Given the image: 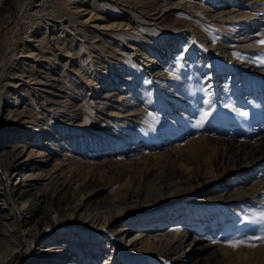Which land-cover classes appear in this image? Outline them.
<instances>
[{
  "label": "rangeland",
  "instance_id": "rangeland-1",
  "mask_svg": "<svg viewBox=\"0 0 264 264\" xmlns=\"http://www.w3.org/2000/svg\"><path fill=\"white\" fill-rule=\"evenodd\" d=\"M40 1L4 0L0 8V77L13 68L25 40L26 23L20 19L22 10L26 6L33 8ZM153 1L158 4V9L166 11L159 12V16L165 13L168 20L188 23L190 32L200 31L192 37L186 52H181L183 60L168 62L165 57L161 59L163 64H156L159 70L147 66L133 72L136 78L126 72L110 78L104 86L97 84V75H92L89 78L91 92H83V99H77L76 107L68 109L67 113L62 109L64 99L53 93L54 89L48 85L50 81L40 89L42 94L36 93L33 89L40 87H28L27 80L16 74L9 88L17 91L11 98L17 97L18 102L4 101L0 93V159L13 151L15 144L24 148L17 161L16 173H5L0 165V220L13 230L18 226L20 236L27 235L30 225L24 224L18 215L28 205L19 198L18 190L24 184L31 185L29 188H34V193L39 196L44 189L58 182L72 199L81 196L83 203L97 187H101V191L94 199L112 198L117 190L124 191L126 197L130 181H139L146 174L151 175L152 190L140 188L139 198L126 203L112 200L106 210L131 209L129 211L134 210L137 214L141 205L145 207L144 213L155 212L192 191L194 193L186 200L184 209L187 210L179 209L174 217L180 214L182 217L185 212L189 220H171L163 227L154 221L148 226L151 228L147 233L154 236L174 232L178 237L187 234L188 238L201 239L199 243L192 240L185 243L179 264H252L248 252L240 254L238 251L245 247L252 252L259 248L263 251L264 243L260 240H250L248 243L253 246L238 249L227 248L225 244L230 238L264 235V225L253 223L254 214L264 211V187L257 188L252 197L237 199L232 196L240 188L254 186L264 179V47L259 43L264 30V0H225L224 4L220 2V8L208 4V15L180 6L182 0ZM255 11L260 13L256 19L240 22L246 17L238 16V13L253 15ZM212 41L215 47H212ZM173 58H177L175 54ZM59 64L58 60L55 65ZM64 69L63 81L67 82L70 76L67 68ZM40 72L44 76L47 69L42 68ZM180 76L192 83V100L172 93ZM141 88L143 94H137ZM169 100H176V103ZM88 104L91 110L85 111L83 106ZM205 112L209 115L202 119ZM35 117L50 120L57 133L46 132L40 141L28 135L2 136L1 127L34 130L29 122ZM227 171L232 174L217 183L219 176ZM166 175H172V178L163 182L158 180ZM10 190L15 192L16 203L12 209L8 203ZM150 195H155V200ZM221 198L230 201L222 206ZM216 201L220 204L218 207L213 205ZM206 203L211 204L210 210L206 215L198 216V212L206 211ZM97 212L94 203L87 202L79 213L93 216ZM68 213L63 215L64 219L71 216ZM51 218L58 223L57 212H51ZM120 225L106 231L118 239L121 253L106 259V254L113 251L112 242H103L95 264H105L106 260L108 264L124 263L125 258L130 259L132 242L129 240L141 229L132 230L133 234L126 238L128 243L122 245V232L116 234ZM44 228L46 232L50 231V228ZM230 250L233 253L229 257ZM159 257L157 254L151 257L153 263L145 264H165ZM39 259L36 248L23 244L8 264H35L40 263ZM142 259L146 261L150 257ZM259 260V264H264Z\"/></svg>",
  "mask_w": 264,
  "mask_h": 264
},
{
  "label": "bare ground",
  "instance_id": "bare-ground-1",
  "mask_svg": "<svg viewBox=\"0 0 264 264\" xmlns=\"http://www.w3.org/2000/svg\"><path fill=\"white\" fill-rule=\"evenodd\" d=\"M195 1L182 0L179 5L186 9L198 10L207 14L209 12L208 4L220 8L225 3V0H202L200 3H196ZM3 2L4 0H0V8ZM216 3L220 4L217 5ZM254 5L259 6L258 4ZM150 12L154 13L150 14ZM159 12L166 11L165 9H158V4L153 0H41L33 8L26 6L20 14V19L26 23L25 40L18 57L16 56L17 60L14 61L13 68L9 72L4 73L7 75L6 79L3 80L4 74L0 77V93L3 96V100L11 99L13 104L18 102L17 97L11 98V95L16 96L17 91H12L9 88V83L12 81L13 76L20 74L21 78L27 80L28 87L30 85L40 87L39 89H33L36 93H41L40 89L50 81L48 85L54 89L53 93L61 95V98L64 99L62 109L67 113L68 109L76 107L75 101L77 99L81 97L83 99V92H91L89 78L92 75H97L99 78L97 84L104 86L106 82L110 81V78L120 77L126 72L132 73L131 77L136 78L133 72L142 70L143 68L146 69L147 66H152L159 70L156 64H163L161 59L165 57L168 62H172L175 59L183 60L184 58L181 54L183 51L186 52L192 37L195 33H200V31L190 32L189 25L185 21L168 20L165 13L163 17L158 15ZM255 12L253 15H249L247 12L238 13V16L244 15L246 17L240 22L256 19L260 13L258 11ZM262 33L264 34V30ZM246 36L248 37V35ZM147 44L151 47H148ZM211 44L212 47H215L214 41ZM173 54L177 58H173ZM228 54L230 55V53ZM231 57L233 56L231 55ZM58 60L60 64L55 65ZM42 68L47 69V72L43 74L44 76L40 72ZM61 68H63L62 71ZM64 68H67L70 76L67 82L63 81L66 71ZM178 80L179 82L176 83L177 87L172 89V93L176 97L192 100L194 91L190 80L184 78V76H180ZM79 82L80 85H78ZM137 94H143V88L137 91ZM46 97L47 99L49 98L48 96ZM169 101L171 103L176 100ZM83 107L85 111L91 110L89 104ZM30 113L32 112L30 111ZM35 115L37 116V113ZM29 123L34 130L28 132L25 128L21 127L10 129L1 127V134L3 137H7L8 135L17 137L18 134L19 136L28 135L40 141L46 135V132L57 133L55 126L46 118L35 117ZM70 142H65V144L69 146ZM13 148V151L5 154L0 159L2 171L5 173L11 174L17 170L18 158L24 150V148H20L19 144H15ZM185 172L188 173L189 171L186 170ZM182 174H184L183 171ZM231 174L227 171L223 175H217L219 176L217 183ZM168 177L172 178V175L160 176L158 180L163 182L168 180ZM150 178L151 175L145 174L143 175V179L139 178V181L131 180L130 187L126 189V197L123 196L124 191L117 190L118 192L116 191V195L114 194L112 198L109 197L106 200L94 199L95 195L101 191V187H97V189L91 190V195L86 197L83 203H81V196L77 199H72V196L67 193L63 184L58 182H55L51 188L44 189L39 196H36L34 193V188H29L31 185H22L18 190L19 198L28 205L23 211H19L18 215L22 222L30 225V227L26 236H20L17 232L18 226L13 230L6 227L0 220V264H8L12 261L21 250L23 244L32 246L39 251L40 263L35 262V264H95V260L99 256L98 250L102 249L100 244L103 242H112L111 248L113 251L106 254L107 256L105 257L106 259H111L114 255L121 253V248L119 247L118 239L113 237L111 232L110 234L107 231L115 228L119 223L121 224L120 229L116 231V234L122 232L120 241L122 245L127 242L126 238L133 234L132 230L135 228H140L141 230L136 232L137 236L129 240V242H132L130 243V259L125 258L124 263L117 262L116 264L153 263L151 257L157 254L160 256L159 261H163L165 264H179L183 259L181 251L185 243L189 240L199 243L201 239L196 237L188 238L187 234L178 237L177 233L174 232L151 236L150 233H147L151 228V226H148L154 221H158L159 226L163 227L171 220H189L185 212L182 214V217L181 214L175 219L174 217L179 209L185 208L187 205L186 200L194 192L189 191L188 193H184L183 197L175 203L170 205L164 204L155 212L144 213L145 207L141 205L139 206L141 211L137 212V214L133 213L134 210L129 211L131 209L119 212H109L106 210L112 200L118 199L119 203H126L131 199L139 198L138 190L140 188L146 191L152 190L153 182H151ZM188 179H190V176ZM119 185L121 184L119 183ZM123 186L125 185L123 184ZM0 187H2L1 179ZM262 187H264V179L254 186L240 188L232 196L237 199L252 197L256 194V189ZM14 197V190H10L8 203H10L11 209L14 203H16L14 202ZM149 197L154 200L156 198L155 195H150ZM228 201L223 198L220 199L222 206ZM87 202L94 203L95 209L98 210L97 214L82 216L79 213ZM214 204H216L215 207L220 205L217 201ZM205 206L207 208L206 211L198 212V216L208 213L211 204L206 203ZM51 212H57L59 216L58 223L52 220ZM66 213L71 216L64 219L63 215H66ZM153 218H156V220H150ZM44 227L50 228V231L46 232ZM259 250L252 252V249L245 247L244 250L242 249L238 252L240 254L243 251L248 252V258L252 261V264H259L257 260L260 261L259 259H261L264 261V250L262 251L261 248ZM229 252L230 257L233 252L231 250ZM227 254L226 251V256ZM119 257H123V255ZM143 257H150V259L143 261ZM108 263L109 261L106 260L105 264Z\"/></svg>",
  "mask_w": 264,
  "mask_h": 264
},
{
  "label": "snow or ice",
  "instance_id": "snow-or-ice-1",
  "mask_svg": "<svg viewBox=\"0 0 264 264\" xmlns=\"http://www.w3.org/2000/svg\"><path fill=\"white\" fill-rule=\"evenodd\" d=\"M259 43L262 47H264V34H262V38L260 39ZM208 115H209L208 112L203 113L202 119L206 118ZM241 115H246V113H241ZM253 223L258 224V225H264V211H260L259 213L254 214ZM253 239L260 240L261 243H264V235H260V236L248 237L247 239H242L239 237L230 238L227 240L225 246L229 248H233V249H238L242 246L250 247L253 245L248 243V241L253 240Z\"/></svg>",
  "mask_w": 264,
  "mask_h": 264
}]
</instances>
